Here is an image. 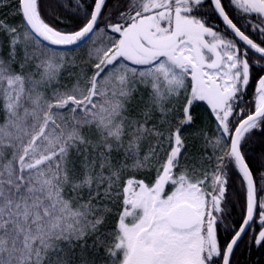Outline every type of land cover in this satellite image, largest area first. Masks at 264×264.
Masks as SVG:
<instances>
[{
    "label": "snow or ice",
    "instance_id": "snow-or-ice-1",
    "mask_svg": "<svg viewBox=\"0 0 264 264\" xmlns=\"http://www.w3.org/2000/svg\"><path fill=\"white\" fill-rule=\"evenodd\" d=\"M0 264H264V0H0Z\"/></svg>",
    "mask_w": 264,
    "mask_h": 264
}]
</instances>
